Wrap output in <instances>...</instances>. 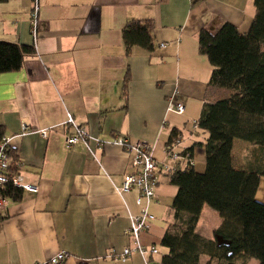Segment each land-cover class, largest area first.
I'll return each mask as SVG.
<instances>
[{"label":"crops","instance_id":"crops-1","mask_svg":"<svg viewBox=\"0 0 264 264\" xmlns=\"http://www.w3.org/2000/svg\"><path fill=\"white\" fill-rule=\"evenodd\" d=\"M31 9L32 0L0 1V42L34 48L19 70L0 75V130L10 139L17 173L37 189L20 191L1 216L0 264L44 263L59 252L67 254L63 264H160L176 188L161 173L154 200L137 205L136 190L119 194L134 170L123 148L107 142L121 137L150 144L162 162L176 133L178 151H190L191 168L204 172L208 136L193 123L204 103L227 92L208 87L218 61L201 49L198 36L224 23L247 32L253 0H39L35 46ZM131 20L152 23L150 52L135 46L127 54L122 30ZM174 93L184 105L181 115L167 110ZM67 114L89 137L92 154L83 142L65 148L59 126ZM22 125L59 128L42 138L36 132L20 136ZM256 152L235 140L233 167L244 170ZM255 199L264 204V176ZM143 209L153 220L140 242L157 247L159 255L133 253L120 261L115 256L132 247L129 216ZM200 218L197 234L212 239L217 227L199 228ZM206 261L201 257V264Z\"/></svg>","mask_w":264,"mask_h":264},{"label":"trees","instance_id":"trees-1","mask_svg":"<svg viewBox=\"0 0 264 264\" xmlns=\"http://www.w3.org/2000/svg\"><path fill=\"white\" fill-rule=\"evenodd\" d=\"M253 5L255 14L247 32L224 23L214 33H199L201 49L218 61L208 87L226 91L227 97L204 103L196 122L208 136L204 172L185 168L167 174L176 193L171 221L160 241L167 250L160 264H201V257L207 258L204 264H247L251 259L264 264V204L255 199L264 176V0H253ZM151 29L149 20L126 24L122 38L127 54L135 46L153 49ZM33 53V47L0 42V75L19 70ZM235 140L257 151L244 170L232 165ZM177 141L173 133L169 145ZM183 152L192 157L190 151ZM11 163V171L17 173ZM19 192L10 190L8 196L16 201ZM205 206L221 219L212 239L196 232Z\"/></svg>","mask_w":264,"mask_h":264},{"label":"built area","instance_id":"built-area-1","mask_svg":"<svg viewBox=\"0 0 264 264\" xmlns=\"http://www.w3.org/2000/svg\"><path fill=\"white\" fill-rule=\"evenodd\" d=\"M190 1L194 2L198 0ZM38 14L39 0H32L30 24L31 34L35 43L34 46L37 43ZM167 110L178 115L183 114L184 105L179 100L177 93H174L168 99ZM59 127L64 133V146L66 149H71L79 142H83L87 146L89 137L83 128L74 122L70 114H67V120ZM59 127L45 130H33L26 125H22L20 136L36 132L42 138H46L49 132H54ZM193 128H197L196 122L193 123ZM96 143L97 148H102L104 146V143L100 142V140H97ZM107 143L123 148L126 156L130 159V166L134 170V173L126 175L123 179L121 187L116 189V191L119 194H123L131 190H136L138 192L136 200L137 205L141 204L142 199H145L147 202L155 199V188L158 183L159 174L165 173L167 175L177 171L180 169L178 167L180 161L186 162V168L188 169L191 168L193 164L192 157L189 153L178 151L179 141L167 146L165 150L166 160L162 162L153 158V147L150 144L139 141H131L128 138L121 137L113 138ZM87 149L92 154V151L88 148V146ZM10 150V139L2 137L0 140V216L3 215L8 203L11 201L10 196H8L10 190H20L31 193H36L37 191L34 186L27 184L20 174L11 171V161L9 156ZM169 162H173L174 164ZM152 220L153 216L149 214L146 209H143L139 215L129 216V228L127 234L132 241V247H127L120 254L116 255L115 257L118 260L125 261L133 253H138L144 259H146L148 255H156L158 253L156 247L151 246L147 248L140 242L141 233L149 229ZM66 259L67 254L59 252L46 262L37 264H63ZM147 264L150 263L147 261Z\"/></svg>","mask_w":264,"mask_h":264},{"label":"rangeland","instance_id":"rangeland-1","mask_svg":"<svg viewBox=\"0 0 264 264\" xmlns=\"http://www.w3.org/2000/svg\"><path fill=\"white\" fill-rule=\"evenodd\" d=\"M261 191H263V188L261 189ZM220 221L221 220L219 215L208 206H205L204 211L201 213V218L198 227L206 229H215L220 224ZM247 264H258V262L255 259H251L248 261Z\"/></svg>","mask_w":264,"mask_h":264}]
</instances>
